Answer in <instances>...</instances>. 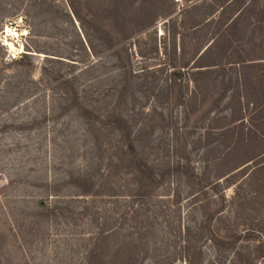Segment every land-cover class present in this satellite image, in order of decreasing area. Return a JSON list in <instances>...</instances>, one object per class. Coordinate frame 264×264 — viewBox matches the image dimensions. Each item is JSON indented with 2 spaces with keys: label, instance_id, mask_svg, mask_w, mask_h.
Returning a JSON list of instances; mask_svg holds the SVG:
<instances>
[{
  "label": "rangeland",
  "instance_id": "obj_1",
  "mask_svg": "<svg viewBox=\"0 0 264 264\" xmlns=\"http://www.w3.org/2000/svg\"><path fill=\"white\" fill-rule=\"evenodd\" d=\"M263 17L0 0V264H264Z\"/></svg>",
  "mask_w": 264,
  "mask_h": 264
},
{
  "label": "trees",
  "instance_id": "obj_2",
  "mask_svg": "<svg viewBox=\"0 0 264 264\" xmlns=\"http://www.w3.org/2000/svg\"><path fill=\"white\" fill-rule=\"evenodd\" d=\"M220 8H225V7H223V6H221ZM243 8V7H242ZM222 9V10H223ZM242 10V9H241ZM243 10H245V8L243 9ZM243 11H241L240 12V14L242 13ZM211 21H214V18H213V16L211 17ZM261 25V26H257V25ZM260 28H264V17H263V19H262V21H260V20H257V22H255V24H254V27H253V29L254 30H252V32L251 33H255V31H256V29H260ZM224 30H226V29H224ZM258 32H262L261 30H259ZM218 36H216L215 34L213 35V37H212V39L210 40V42L208 43V45H206L205 47H204V51H203V55H205V56H208V55H210V53H212V51H214V49L215 48H217L218 47V43H216V41L218 40V38L220 37V35H221V33L220 32H218ZM223 35H224V31H223ZM250 37V36H249ZM253 47H254V50H255V52H263L264 51V44H262V43H260L259 45H255V43H254V45H253ZM261 61H264V58H262V57H260L259 55H257L256 56V58L255 59H253V61H251V62H261ZM256 63V64H257ZM256 64H252V66H255ZM212 66H214L215 68H222L223 67V65L222 64H220V63H215L214 65H212ZM197 68H203V67H197ZM174 76L176 77V78H182V76H183V73L182 72H178V73H175L174 74ZM119 122H120V125H119V129L120 130H122L123 128H125V127H128L127 126V123L123 120V119H121V118H119ZM131 135L129 134V138H130V140H131V137H130Z\"/></svg>",
  "mask_w": 264,
  "mask_h": 264
}]
</instances>
